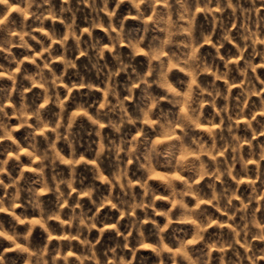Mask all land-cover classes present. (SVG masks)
<instances>
[{
    "label": "clouds",
    "instance_id": "9594fccd",
    "mask_svg": "<svg viewBox=\"0 0 264 264\" xmlns=\"http://www.w3.org/2000/svg\"><path fill=\"white\" fill-rule=\"evenodd\" d=\"M0 264H264V0H0Z\"/></svg>",
    "mask_w": 264,
    "mask_h": 264
},
{
    "label": "rangeland",
    "instance_id": "374dc122",
    "mask_svg": "<svg viewBox=\"0 0 264 264\" xmlns=\"http://www.w3.org/2000/svg\"><path fill=\"white\" fill-rule=\"evenodd\" d=\"M122 11H123V8H122ZM130 23H134V22H130ZM85 128H87V125L85 124ZM18 136H22L23 135V133L22 132H20V133H18L17 134ZM111 236H112V234L111 233H108V234H106V236H105V241L107 242V241H109L110 240V238H111ZM145 255H147V254H145Z\"/></svg>",
    "mask_w": 264,
    "mask_h": 264
}]
</instances>
